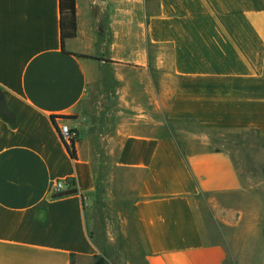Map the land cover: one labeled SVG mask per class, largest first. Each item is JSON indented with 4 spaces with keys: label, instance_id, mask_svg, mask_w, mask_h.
Returning <instances> with one entry per match:
<instances>
[{
    "label": "crops",
    "instance_id": "0c3cea01",
    "mask_svg": "<svg viewBox=\"0 0 264 264\" xmlns=\"http://www.w3.org/2000/svg\"><path fill=\"white\" fill-rule=\"evenodd\" d=\"M76 19L64 40L60 0H0V264H264L242 237L264 205L213 140L264 137V0H76Z\"/></svg>",
    "mask_w": 264,
    "mask_h": 264
},
{
    "label": "rangeland",
    "instance_id": "374dc122",
    "mask_svg": "<svg viewBox=\"0 0 264 264\" xmlns=\"http://www.w3.org/2000/svg\"><path fill=\"white\" fill-rule=\"evenodd\" d=\"M169 50V49H168ZM213 140L217 147L228 149L234 156L242 178L246 182L248 192L246 201L248 205H264V137L252 131L215 132ZM244 244L251 240L258 245L264 244V226L251 228L242 233ZM103 258V257H102ZM100 257L83 264H93ZM103 264H124L120 258H103ZM135 264H141L136 261Z\"/></svg>",
    "mask_w": 264,
    "mask_h": 264
},
{
    "label": "trees",
    "instance_id": "16d2710c",
    "mask_svg": "<svg viewBox=\"0 0 264 264\" xmlns=\"http://www.w3.org/2000/svg\"><path fill=\"white\" fill-rule=\"evenodd\" d=\"M61 11H62V37H74L77 34V19H76V0H60ZM57 116L54 115L53 118L55 119ZM66 143L70 154L73 157H77L76 150H75V143ZM76 189H70L67 193L75 192ZM103 258L100 257L98 261L93 264H103ZM70 264H76L75 260L72 259Z\"/></svg>",
    "mask_w": 264,
    "mask_h": 264
},
{
    "label": "built area",
    "instance_id": "2783aa9c",
    "mask_svg": "<svg viewBox=\"0 0 264 264\" xmlns=\"http://www.w3.org/2000/svg\"><path fill=\"white\" fill-rule=\"evenodd\" d=\"M60 135L63 140L68 143H76L79 140L78 130L69 126L66 123H62L58 127ZM71 188L66 184L63 179H58L55 184V194L67 193Z\"/></svg>",
    "mask_w": 264,
    "mask_h": 264
}]
</instances>
